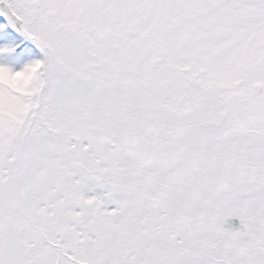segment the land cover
<instances>
[{"label": "snow or ice", "instance_id": "snow-or-ice-1", "mask_svg": "<svg viewBox=\"0 0 264 264\" xmlns=\"http://www.w3.org/2000/svg\"><path fill=\"white\" fill-rule=\"evenodd\" d=\"M0 264H264V0H0Z\"/></svg>", "mask_w": 264, "mask_h": 264}, {"label": "rangeland", "instance_id": "rangeland-1", "mask_svg": "<svg viewBox=\"0 0 264 264\" xmlns=\"http://www.w3.org/2000/svg\"><path fill=\"white\" fill-rule=\"evenodd\" d=\"M230 222L233 224V226H238L239 225L238 219L233 218Z\"/></svg>", "mask_w": 264, "mask_h": 264}]
</instances>
